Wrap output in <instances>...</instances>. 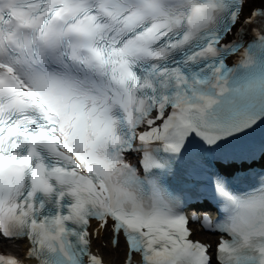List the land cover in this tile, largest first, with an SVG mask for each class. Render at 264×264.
Wrapping results in <instances>:
<instances>
[{"label":"snow or ice","instance_id":"snow-or-ice-1","mask_svg":"<svg viewBox=\"0 0 264 264\" xmlns=\"http://www.w3.org/2000/svg\"><path fill=\"white\" fill-rule=\"evenodd\" d=\"M247 0L230 11L233 26ZM221 0H188L173 10L163 0H0V233L27 230L23 254L0 251V264H42L44 250L69 254L73 237L82 264L106 261L93 245L123 253V264H264V192L239 200L221 182L216 192L236 210L234 239H194L201 214L170 210L180 196L147 208L133 186L150 167V149L180 151L215 102L208 77L186 64L208 60L223 91L231 49L228 28L209 31L181 62L172 57L210 29ZM264 8L243 24L252 31ZM199 71V70H197ZM137 156L139 164L128 157ZM55 204L49 214L47 205ZM108 237V238H105ZM22 238V237H20Z\"/></svg>","mask_w":264,"mask_h":264},{"label":"bare ground","instance_id":"bare-ground-1","mask_svg":"<svg viewBox=\"0 0 264 264\" xmlns=\"http://www.w3.org/2000/svg\"><path fill=\"white\" fill-rule=\"evenodd\" d=\"M196 236H198V237H203V236H201V235H199V234H196ZM9 246H11V247H13V248H24V245L22 244V243H20L19 244V246H14L13 244H8ZM101 251L107 256V257H117V258H123V253H119V254H117V253H115V252H113V251H111L110 250V246H109V248H101Z\"/></svg>","mask_w":264,"mask_h":264}]
</instances>
